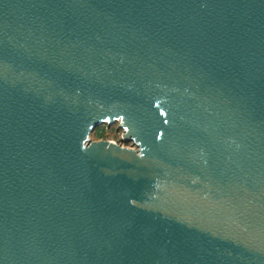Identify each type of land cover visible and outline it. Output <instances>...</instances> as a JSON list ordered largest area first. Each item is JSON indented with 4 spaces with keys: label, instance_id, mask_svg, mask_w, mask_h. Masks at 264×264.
<instances>
[{
    "label": "water",
    "instance_id": "95a60500",
    "mask_svg": "<svg viewBox=\"0 0 264 264\" xmlns=\"http://www.w3.org/2000/svg\"><path fill=\"white\" fill-rule=\"evenodd\" d=\"M0 264H264V0H0Z\"/></svg>",
    "mask_w": 264,
    "mask_h": 264
},
{
    "label": "rangeland",
    "instance_id": "374dc122",
    "mask_svg": "<svg viewBox=\"0 0 264 264\" xmlns=\"http://www.w3.org/2000/svg\"><path fill=\"white\" fill-rule=\"evenodd\" d=\"M119 124L116 123L111 127H107V125H102L99 128L95 129L93 133L90 135L91 140H99L105 139L114 141L117 143H122L123 145L131 146L130 143H124L122 141L123 130L118 128Z\"/></svg>",
    "mask_w": 264,
    "mask_h": 264
}]
</instances>
